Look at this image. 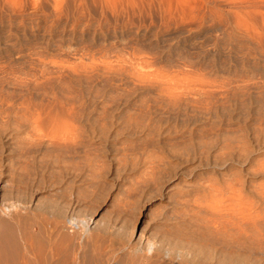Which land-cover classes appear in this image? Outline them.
Returning <instances> with one entry per match:
<instances>
[{"label": "rangeland", "instance_id": "374dc122", "mask_svg": "<svg viewBox=\"0 0 264 264\" xmlns=\"http://www.w3.org/2000/svg\"><path fill=\"white\" fill-rule=\"evenodd\" d=\"M0 71V264H264V0H0Z\"/></svg>", "mask_w": 264, "mask_h": 264}, {"label": "bare ground", "instance_id": "6f19581e", "mask_svg": "<svg viewBox=\"0 0 264 264\" xmlns=\"http://www.w3.org/2000/svg\"><path fill=\"white\" fill-rule=\"evenodd\" d=\"M79 1H80V0H79ZM4 65H5V64H4ZM7 65H8V64H7ZM11 66H12V65H11ZM2 67H3V66H2ZM59 68H61V67H59ZM61 69H62V68H61ZM6 70H7V69H6ZM7 71H8V70H7ZM0 72H1V71H0ZM44 73H45V72H44ZM47 75H49V76H47V77H50V74H47ZM19 76H20V75H19ZM42 76H43L44 78L46 77L45 74H43ZM13 77H14V76H13ZM21 77H22V76H21ZM47 77H46V78H47ZM4 78H5V77H4ZM24 79H25V78H24ZM45 82H46V83H47V82L50 83V82H51V78L46 79ZM4 83H5V82H4ZM48 83H47V84H48ZM43 84H44V83H43ZM39 85H40V84H39ZM37 86H38V85H37ZM34 88H36V87H34ZM37 88H38V87H37ZM31 93H32V92H31ZM0 96H1V95H0ZM3 98H4V97H3ZM8 100H9V98H8ZM57 101H58V100H57ZM0 102H1L2 105L4 104V103H3V102H4L3 100H0ZM68 102H69V101H68ZM5 103H6V102H5ZM8 103H9V102H8ZM34 105H35V104H34ZM53 105H54V104H53ZM39 107H40V106H39ZM68 107H69V106H68ZM7 108H8V107H7ZM7 108H6V109H7ZM27 108H28V107H27ZM37 109H38V108H37ZM0 110H1V109H0ZM8 111H9V110H8ZM3 112H4V111H3ZM12 205H13L12 207H14V208L17 207V206H15L16 204H15V205L12 204ZM19 205H20V204H19ZM24 207H25V206H24ZM0 208H1V207H0ZM1 210L4 211V209H2V208H1ZM74 221H75V220H74ZM85 225H86V223L84 224V226H85ZM82 227H83V226H82ZM140 239H141V238H140ZM147 239H148V238H147ZM147 239H146V240H147ZM141 240H142V239H141ZM27 242H28V241H27ZM142 242H143V241H142ZM145 242H146V241H145ZM145 242H144V243H145ZM25 243H26V241H25ZM30 243H31V241H30ZM30 243H29V244H30ZM32 244H33V243H32ZM153 245H155V241L152 242L151 240H148V241L146 242V244L139 243V244H137V246H136L135 248L132 247V248H133L132 252H133L134 254L132 253L133 255H132V257L130 258L131 260L129 261V259H128L127 262H129V264H136V263H140L139 260H141L143 263H145V261L148 259L147 257H148L149 255H151V254H150V248L153 249V248L155 247V246H153ZM30 246H31V245H30ZM32 246H33V245H32ZM152 246H153V247H152ZM28 247H29V245H28ZM158 249H160V248H158ZM158 249H157V250H158ZM27 250L29 251V249H27ZM120 250H121V249H120ZM157 250H156V251H157ZM162 250H163V255H164V256H168V255L170 254V252H172V251H171V248L168 247V246H167L166 248H162ZM31 251H33L32 248H31ZM53 252H54V251H53ZM53 252H52V253H53ZM57 252H58V251H57ZM135 252H136L137 254H135ZM151 253H153V252H151ZM27 254H28V253H27ZM73 254H74V253H73ZM81 254H82V253H81ZM128 254H129V253H128ZM80 256H81V255H80ZM130 256H131V255H130ZM130 256H129V257H130ZM76 258H77V256H76ZM81 258H82V257H81ZM76 260H77V259H76ZM142 262H141V263H142ZM0 263H1V262H0ZM105 263H106V262H105ZM143 263H142V264H143Z\"/></svg>", "mask_w": 264, "mask_h": 264}]
</instances>
